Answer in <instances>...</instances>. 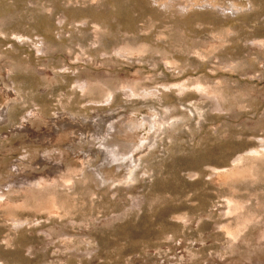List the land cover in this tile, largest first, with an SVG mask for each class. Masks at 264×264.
Segmentation results:
<instances>
[{"label": "rangeland", "instance_id": "1", "mask_svg": "<svg viewBox=\"0 0 264 264\" xmlns=\"http://www.w3.org/2000/svg\"><path fill=\"white\" fill-rule=\"evenodd\" d=\"M0 264H264V0H0Z\"/></svg>", "mask_w": 264, "mask_h": 264}]
</instances>
